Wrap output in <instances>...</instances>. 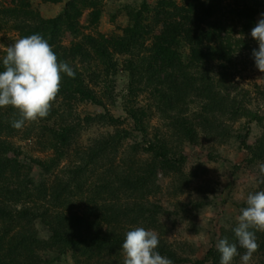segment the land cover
I'll return each mask as SVG.
<instances>
[{
	"label": "rangeland",
	"instance_id": "1",
	"mask_svg": "<svg viewBox=\"0 0 264 264\" xmlns=\"http://www.w3.org/2000/svg\"><path fill=\"white\" fill-rule=\"evenodd\" d=\"M159 1L0 0V61L7 47L23 38L17 27L20 21L4 10L21 6L45 21L60 17L55 45L62 50L55 52L57 61L64 57L99 101L68 92L50 104L54 114L26 121L20 129L12 127L18 111L0 108L10 124L0 132L1 157L9 165L0 180L4 211L0 239L8 233L7 251L18 236L28 240L26 249L33 251V257L54 259L45 255L55 248L48 226L57 225L56 218L65 215L84 218L92 225L88 234H100V240L91 250L69 252L51 264H124L125 234L136 227L155 231L158 247L188 259L179 264H214L207 253L218 251L216 244L224 233L233 232L248 194L264 190L258 169L264 150L263 158L256 160L249 148L264 144V73L252 58L258 43L251 37L264 9L252 25L229 13L234 0H221L211 22L223 28L226 38L230 36L227 59L215 58L188 74L185 71L188 79L193 76L189 72L194 78L203 77L198 83L203 90H187L180 106L176 102L177 107L169 110L167 101L161 100L163 90L150 83L149 72L142 70L131 86L128 66L132 60L136 65L137 57L108 45L107 60L96 51L107 41L125 37L134 15ZM212 2L203 0L205 6ZM148 16L147 22L154 23L153 12ZM20 20L41 26L30 17L22 15ZM159 31L156 28L155 34ZM79 44L91 56L76 57ZM179 53L186 60L189 49L180 48ZM137 54L138 59L148 56L144 50ZM210 79L222 100L214 115L205 107L211 96L206 91ZM250 112L259 118L253 120ZM255 234L258 242L264 231ZM232 264H241L239 256ZM250 264H264L261 245Z\"/></svg>",
	"mask_w": 264,
	"mask_h": 264
},
{
	"label": "trees",
	"instance_id": "2",
	"mask_svg": "<svg viewBox=\"0 0 264 264\" xmlns=\"http://www.w3.org/2000/svg\"><path fill=\"white\" fill-rule=\"evenodd\" d=\"M220 2L221 0H213L209 6H205L203 0H181V3L178 2V0H160L152 9L150 6H145L134 15L132 19L133 24L124 32L125 37L118 38L115 41H107L105 46H99L96 49L97 56L100 59L107 60L108 47L112 46L116 48V51L132 55L135 58L137 57L138 63L135 65L132 60L128 66L131 74V86L137 82L136 77L138 74L142 76V70L149 72L148 78L150 79V83L152 84L154 82L155 85L160 86L163 90L161 93L160 91L158 92L161 95V100L162 102L167 101L166 106H168L169 110H172L174 107L180 106L182 97H185L184 92H187V90L193 91L194 88L197 93L203 90L202 86L198 87L199 80H203V77L200 79L198 75L197 78H194V72H189L190 76H193L191 79H188V76H186L188 74L187 71L193 70L195 67H198V65L205 64L215 58L227 59L226 46L231 45L230 36L226 38L223 28H219L217 22H211V18L218 11L217 9ZM69 7H72V4ZM261 9H264V2L262 0H234V7L229 10V13L253 25ZM150 12H153L152 22L154 23L147 22ZM3 14H6V16H9L15 21L16 19L20 21L17 27L21 30L23 37L39 34L48 41L53 47L54 52L60 53V50H62L61 47L55 45L57 37L56 29L60 27L61 23L60 17L51 21H45L36 17V14L25 11L21 6L16 9L4 10ZM145 14H147V16ZM22 15L24 19L30 17L31 20L38 22L41 26L29 25L21 21ZM66 16H68V13H66ZM48 24H50L49 27H47ZM158 27L160 31L155 34V30ZM148 40L151 42L149 47L146 48L145 43ZM92 41L94 40L92 39ZM183 47L189 49V55L186 60H182L179 53L180 48ZM142 50H144L145 53L147 52L148 56H142L141 59H138L137 53ZM76 51V57L91 56V52H88L83 44L77 45ZM59 58L61 61L65 62L64 57ZM76 73L75 71L74 77H68L66 74L63 75L60 89L56 97L72 92V94L80 95L85 101L98 103L99 101L96 95L90 89L85 88L83 83L79 82L80 74ZM211 80L212 79L209 80L210 84L206 89L211 96L207 97L206 101L208 103L205 107L208 106L207 108H211L210 112L214 115L217 113L216 108L219 107L222 100L215 94L217 84ZM74 81L77 84L74 83ZM201 83H203V81H201ZM179 90L182 91L180 92ZM176 102L178 103L177 106ZM54 113L49 111L47 116ZM251 114L253 120L259 118L257 115ZM0 116L1 132L2 129L4 130L5 124H8V126H10V124L6 119L7 117L9 118V116ZM204 122L210 124L208 119L204 120ZM62 140L63 142L66 141V135H62ZM243 144L246 143L244 142ZM151 146L150 149L153 150L155 147L152 144ZM249 148L253 159L261 160L263 158L261 152L264 150V144L260 142L257 146ZM1 152L0 149V180L3 179V176L6 175V171L9 170V165H4ZM164 154H160L159 156H166V154ZM40 166L43 170L47 171V166L43 164ZM130 181L131 180L128 182ZM3 214L4 211H2V207L0 206V218ZM56 220L57 225H47L51 236L50 241L55 248H52V250L45 254L46 256L49 254L50 256H54V259L49 257L47 260H44L39 257H33V251L28 252L26 249L28 247V240L22 237L19 239L18 236L15 237V241L17 240V242L12 245V247L8 248L7 251L5 247L8 243H6L8 233H6L3 238L0 239V264H51L53 261L61 259L69 252H76L83 248H85L84 250L86 251L91 250L92 244L100 240V234L92 236L90 232L91 236L89 237L90 234H88V230L92 225L89 222L87 225L86 220L82 217L74 216L68 218L64 215L59 217V219L57 217ZM224 238H227L229 243H236L233 232L224 233L222 239ZM257 244L261 245V248L264 250V236H258ZM4 250L5 252L7 251L5 254ZM157 250L162 256L169 258L175 264L186 263L188 261V259L177 257L164 246L158 247ZM207 255L213 260L214 264H218L219 251L211 249ZM201 263L202 261H197V264Z\"/></svg>",
	"mask_w": 264,
	"mask_h": 264
},
{
	"label": "clouds",
	"instance_id": "3",
	"mask_svg": "<svg viewBox=\"0 0 264 264\" xmlns=\"http://www.w3.org/2000/svg\"><path fill=\"white\" fill-rule=\"evenodd\" d=\"M251 37L258 43L252 58L256 68L264 73V14L252 28ZM0 64L3 66L0 71V108L11 106L18 111L19 119L12 122L16 129L22 128L26 121L45 118L50 103L59 92L61 74L74 77L72 67L67 62L58 63L52 46L39 34L20 38L8 46ZM258 169L264 176V163H259ZM246 205L233 228L236 243H229L224 238L216 244L220 264H232L236 256L241 264H250L258 248L255 232L264 231V190L249 193ZM158 245L159 237L153 230L136 227L126 232L122 244L124 264H172L169 258L159 253Z\"/></svg>",
	"mask_w": 264,
	"mask_h": 264
}]
</instances>
